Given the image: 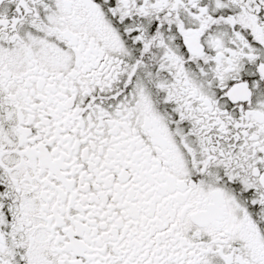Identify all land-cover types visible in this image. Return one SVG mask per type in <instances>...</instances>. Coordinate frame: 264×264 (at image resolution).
I'll use <instances>...</instances> for the list:
<instances>
[{
    "label": "snow or ice",
    "instance_id": "snow-or-ice-1",
    "mask_svg": "<svg viewBox=\"0 0 264 264\" xmlns=\"http://www.w3.org/2000/svg\"><path fill=\"white\" fill-rule=\"evenodd\" d=\"M0 264H264V0H0Z\"/></svg>",
    "mask_w": 264,
    "mask_h": 264
}]
</instances>
